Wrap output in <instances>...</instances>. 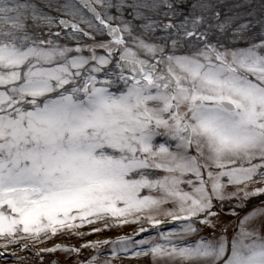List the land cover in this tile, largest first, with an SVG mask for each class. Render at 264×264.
Segmentation results:
<instances>
[{"label": "snow or ice", "instance_id": "snow-or-ice-1", "mask_svg": "<svg viewBox=\"0 0 264 264\" xmlns=\"http://www.w3.org/2000/svg\"><path fill=\"white\" fill-rule=\"evenodd\" d=\"M0 240L264 264V0H0Z\"/></svg>", "mask_w": 264, "mask_h": 264}, {"label": "rangeland", "instance_id": "rangeland-1", "mask_svg": "<svg viewBox=\"0 0 264 264\" xmlns=\"http://www.w3.org/2000/svg\"><path fill=\"white\" fill-rule=\"evenodd\" d=\"M124 231H127L128 228H125L123 229ZM123 230H113L111 232H107L105 233V236H112L113 234H115L116 232H119V231H123ZM132 230V229H131ZM89 239H95L96 237L92 236V237H88ZM58 241V240H57ZM3 240H0V249H3V250H6V251H9V252H14L13 248L15 246L13 245H9L7 249H5L3 246ZM39 245V244H37ZM50 245V244H48ZM47 245V246H48ZM61 256V254H53L51 257H48L47 255L45 256V259H53V260H56V259H59ZM21 264H41L40 260H39V257L37 255H35L34 253H30V255L28 256H25L21 261H20ZM0 264H13L11 261H6V260H1L0 261ZM124 264H129L128 262H124Z\"/></svg>", "mask_w": 264, "mask_h": 264}]
</instances>
